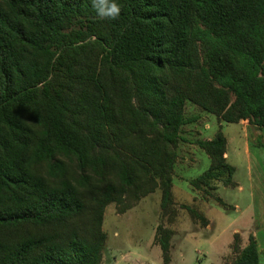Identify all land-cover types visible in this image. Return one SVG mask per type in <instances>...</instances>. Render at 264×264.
<instances>
[{
	"label": "trees",
	"instance_id": "obj_1",
	"mask_svg": "<svg viewBox=\"0 0 264 264\" xmlns=\"http://www.w3.org/2000/svg\"><path fill=\"white\" fill-rule=\"evenodd\" d=\"M116 3L102 20L91 0H0V264H102L110 204L161 189L168 214L188 101L264 128V0ZM195 143L211 164L191 185L235 186L225 134ZM233 250L260 264L253 235Z\"/></svg>",
	"mask_w": 264,
	"mask_h": 264
},
{
	"label": "rangeland",
	"instance_id": "obj_2",
	"mask_svg": "<svg viewBox=\"0 0 264 264\" xmlns=\"http://www.w3.org/2000/svg\"><path fill=\"white\" fill-rule=\"evenodd\" d=\"M185 115L199 117L201 122L183 125L181 133L187 138L186 141L214 138L219 130L231 138V156L228 162L238 166L235 179L248 185L247 161L243 156L244 126L240 123L222 122L216 115L191 101L186 103ZM196 127L200 131L199 135L195 133ZM255 130L256 128L249 126V136L253 139L251 165L254 178L258 180L257 171L264 172V128L261 135H257ZM256 135L260 137L262 146L258 144ZM179 144L181 148H177V151L180 156L186 155L189 150L191 154L187 156V162L179 164L174 172L180 176L174 177L172 194L175 202L170 212L166 215L162 213L161 189L143 197L124 213L119 212L117 204H110L106 208L103 224L107 242L102 264H166L159 243V225L173 231L168 264L232 263L236 256L232 244L227 254L223 257L220 254L234 240L233 229L238 222L233 219L237 213L233 209H224L218 203L217 197L230 201L233 200L235 192L223 185L216 190L194 191L190 180L205 172L210 167L211 159L198 145L192 147L185 141H180ZM260 180L264 183V178L260 177ZM194 209L211 220V227L206 228L202 219L192 214ZM157 235L159 239L156 238ZM260 264H264V251H260Z\"/></svg>",
	"mask_w": 264,
	"mask_h": 264
},
{
	"label": "crops",
	"instance_id": "obj_3",
	"mask_svg": "<svg viewBox=\"0 0 264 264\" xmlns=\"http://www.w3.org/2000/svg\"><path fill=\"white\" fill-rule=\"evenodd\" d=\"M197 121L200 122L199 117H197L196 122ZM240 124L244 126L243 129L245 131L244 132L243 156L246 158V161H247L246 181L248 185H245L240 180L235 179V174H234L233 180L236 183L235 186H226L234 190L235 193L233 195L234 196L233 200L229 201V200H224L221 198L227 206H224L219 202L218 203L224 209H229V210L233 209L235 213H237V215L233 219V221L238 222V225L233 229V234H234L233 241L235 242V238L238 237L239 245L241 248H243L247 245L249 241V237L253 235L257 240L259 251H264V183L260 182L261 181L260 177L264 178V172L258 170L257 176L259 177V179L257 180V178L256 179L254 178V169L251 165V152H252L251 144H252L253 139H251V137L249 136V126L251 125L248 123L247 120H242ZM206 126L208 127V124ZM255 132L257 135L262 134V130L256 129ZM195 133L196 135L200 134L198 127L195 128ZM181 135L183 136L184 134L181 133ZM225 136L227 137V153L225 154V156L227 158V161H229L230 156H231V152H230L231 138L226 134ZM198 139L200 138H195L194 141L189 140L185 142L186 144L194 147L197 145L195 141ZM208 139H212V138H208ZM204 140H207V139H204ZM180 146L181 144H179V147H178L179 150L181 148ZM187 152L189 153H186V155L184 154L182 156H180L178 153V158L175 164L174 172H176V167L179 164L187 162V156L191 154V150ZM233 166L236 167V171H237L238 166L236 165H233ZM175 176H180V175L179 174L177 175V173L173 174V183H174ZM217 184H218L217 189L219 188V186L223 185L221 183H217ZM190 185H191V180H190ZM191 188L196 192L200 191V190L195 189L192 185H191ZM206 219L208 220V224L206 228L211 227V224H212L211 220L208 219L207 217ZM233 241L228 244L227 250L222 252L220 254V257H223L225 254H227L229 249L234 245Z\"/></svg>",
	"mask_w": 264,
	"mask_h": 264
},
{
	"label": "clouds",
	"instance_id": "obj_4",
	"mask_svg": "<svg viewBox=\"0 0 264 264\" xmlns=\"http://www.w3.org/2000/svg\"><path fill=\"white\" fill-rule=\"evenodd\" d=\"M93 9L100 19H117L121 8L116 0H91Z\"/></svg>",
	"mask_w": 264,
	"mask_h": 264
}]
</instances>
